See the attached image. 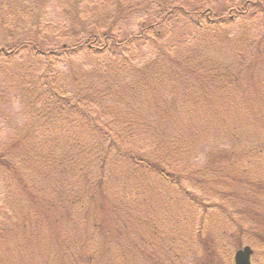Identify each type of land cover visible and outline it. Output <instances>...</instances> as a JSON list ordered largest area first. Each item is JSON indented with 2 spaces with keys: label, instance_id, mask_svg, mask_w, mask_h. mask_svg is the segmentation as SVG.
I'll use <instances>...</instances> for the list:
<instances>
[{
  "label": "trees",
  "instance_id": "trees-1",
  "mask_svg": "<svg viewBox=\"0 0 264 264\" xmlns=\"http://www.w3.org/2000/svg\"><path fill=\"white\" fill-rule=\"evenodd\" d=\"M225 2L226 5L203 1L186 6L173 0H113L114 10L86 22L78 14L83 9L81 1L69 0L65 19L74 32L79 31L78 36L83 35L82 39L76 35L72 40L45 35L42 41L34 34L17 37L4 29L0 34V111H4L3 103L14 92L31 117L0 149V191L6 189L12 211L6 216L0 209V216L12 223L9 231L0 228V246H10L9 237H15L9 264H18L27 254L31 261L25 264H34L35 256H42V264L82 261L84 258L73 257L71 241L68 243L66 238L72 232V219L85 224V228L91 224L102 236L97 253L108 255L97 259V264H135L141 256L147 264L157 263L155 256L141 253L143 248L135 257L130 251L136 244L133 234H140L138 239L149 238L139 232L152 223L143 218L142 209L147 212L155 208L149 199L141 205L136 192L145 181L138 177L148 180L155 176L167 187H175L189 202L195 196L184 181L200 189L206 186L213 195L220 192V185L231 191L235 185L244 187L254 203L264 197L261 174L248 175L249 168L243 162L251 156L252 167L264 171V0ZM70 8L75 13L68 16ZM133 16L142 19L137 31L121 35L118 23H126ZM182 20L190 23L194 33L201 31L198 34L207 36L213 31L221 32V43H233L227 39L236 41L238 37L236 47L229 56L212 58L201 50L206 40L184 49L183 42L163 46ZM236 25L242 33H228ZM4 27L1 21L0 29ZM188 41L190 44V38ZM145 46L151 49L148 53L152 62L138 63L136 49ZM80 55L93 60L86 70L72 64ZM17 57L19 62L15 61ZM163 57L169 64L162 61ZM65 62L68 65L64 70L60 64ZM234 88L238 89L243 112L238 122L231 118L223 122L219 114L229 111ZM148 94L155 100L148 101L150 108L156 107L154 120L137 109ZM193 115L201 125L203 144L195 142L198 134L190 125ZM47 135L50 136L46 138ZM181 136L187 141L183 142ZM146 137L156 143L143 142H148ZM169 138L184 147H171ZM36 150L39 154L34 156ZM198 151L205 154L202 165L190 161ZM39 173L45 177L39 184L42 194L32 190ZM129 173L132 176L126 175ZM110 181L117 202L109 196ZM120 187L133 192L132 201L123 197ZM19 195L27 203L21 226L16 216L13 221L14 207L23 210ZM120 203L132 208L126 220H118L119 214L115 213L114 221L123 222L125 248L123 239L110 225L98 227L106 210L113 211ZM172 207L170 198L160 203L162 214ZM252 211L251 217L262 216ZM28 222L29 228L34 223L42 233H26ZM69 224L66 235L62 234ZM127 224L132 225L131 229ZM200 229L201 217L196 235L193 228L188 231L201 240ZM155 237L154 230L149 241L152 243ZM34 239L43 243L41 252L36 253ZM113 243L123 250L112 249ZM171 246L169 242L168 251ZM93 262L94 259L90 263Z\"/></svg>",
  "mask_w": 264,
  "mask_h": 264
},
{
  "label": "rangeland",
  "instance_id": "rangeland-1",
  "mask_svg": "<svg viewBox=\"0 0 264 264\" xmlns=\"http://www.w3.org/2000/svg\"><path fill=\"white\" fill-rule=\"evenodd\" d=\"M69 0H0V23L4 21V28L0 29V34L10 33L12 36L17 37H33L39 39L47 36H53L57 38H63V40H72L75 35L82 39L81 36H78L79 31L74 32V27H69L70 24L67 20V6ZM81 6L83 9L78 12L80 17L89 22L90 18L99 17V15L105 14L110 10H114L113 0H80ZM128 1V0H121ZM136 1V0H132ZM177 1L179 4H197L202 3L203 1H207L209 3H222L226 5L225 1L233 2L236 0H173ZM117 2V1H116ZM68 16H71L75 13L71 8L69 9ZM67 16V17H68ZM140 16V15H138ZM72 18V17H71ZM140 18H136L135 16L130 17L126 23H118V30L121 35L124 36L125 32H136L138 29V24L141 21ZM180 26L176 30L175 34L172 33L167 39L166 43H163V46H171L179 44L183 49L187 45H196L201 44V41H208L207 44H203L201 46V50L207 51V53L214 58L215 57H226L229 56L230 53L236 47V41H238V37L236 41L233 38H228V41H233V43H221L223 42V34L221 32L213 31V34L210 35H201V31H197L194 33L190 29V23L188 21L182 20ZM227 28V27H226ZM67 29V30H66ZM228 33H242V29L240 26L236 25L231 28ZM60 35H62L60 37ZM66 35V37H63ZM190 38V44L188 39ZM202 39V40H201ZM180 40V41H179ZM200 42V43H199ZM152 45L148 44L147 46ZM141 47L136 49V58L138 59V63L145 62L151 63L152 61L149 58V51L151 50L149 47ZM154 52V51H153ZM161 57V56H160ZM160 57L157 59L160 61ZM15 61L19 62V57L15 59ZM163 62H167L168 60L165 57L162 58ZM42 62V60H41ZM93 60L85 57L83 55L78 56L72 62L75 64L74 67H79L81 70H86L91 66ZM136 62V61H134ZM68 63H61L60 67L67 69ZM173 65V63H172ZM84 67V68H82ZM264 77V75H262ZM237 88H234L230 93V96L233 98V101L229 107V111L224 112L223 114H219V118L224 122L228 121L230 118L233 122L239 121V116L243 112L240 109L238 102L242 103L240 99L237 98ZM251 97L254 99L255 94L251 93ZM147 99H143L141 101L140 108L141 111L144 112L147 116L153 119L155 115V109L150 108L149 103H154L155 100H151L150 94L146 96ZM255 100V99H254ZM154 101V102H153ZM260 103V101H257ZM21 105L20 100L17 95L13 92L10 93V97L7 98L6 102L3 103L4 111H0V149L14 136L15 129L18 127H22L25 125L27 121H30L31 117L28 113V109ZM209 116L217 118L218 114L209 113ZM231 122V121H230ZM217 124V122H216ZM190 125H192L196 133L198 134L197 140L195 141L197 145L203 144V137L201 135V125L197 122L193 115V119L190 121ZM50 135H47L48 138ZM183 142L187 141V138L184 136L180 137ZM147 141H143L145 143H156L155 141H150L148 137H146ZM171 147H184L182 145H176L175 139L169 138ZM45 140L41 142L44 144ZM202 149V148H201ZM29 153H26V156ZM34 156L39 154V151L36 150L33 152ZM173 158H168V160L172 161ZM190 161L196 164L197 162L201 165L205 162V154L202 151H198L197 154ZM197 161V162H196ZM243 162L248 166L249 173H257L261 174V180H264V171L254 169L252 167L251 156L243 159ZM255 162V161H254ZM240 172V171H238ZM245 172V171H244ZM235 174V172H233ZM242 173V171L240 172ZM245 174V173H243ZM124 175V174H123ZM132 176L131 173L126 174ZM43 173H39L34 178V184L32 190L36 192V194H42V191L39 188V184L44 180ZM138 180H144L145 183L140 185V192H136L140 198L141 205L144 204L146 199H149L151 202V206H155L153 209H142L141 214L143 218L147 217L151 220V224L147 223L144 225L139 232L144 234V236L148 235L149 238L146 239H138L140 234H133V237H136V244H132L131 253H133L135 257V253L140 254V249L143 248V254L147 255V252L151 256H155L157 259V263L153 264H233V256L237 249L243 247L244 245H249L253 252L251 257L252 264H264V197L254 203L253 197L246 194L244 187H238L233 185L235 189L228 190L227 188L223 189V186H218L219 195H213L208 192L206 186L201 187L190 185L186 181V186L188 187L189 192H191L192 196H195V200H190L189 202L186 198H183L181 193L175 187H167L163 182H161L155 176H149L148 180L143 179L142 177H138ZM231 180L230 178L228 181ZM233 181V180H232ZM109 183V182H108ZM209 186V184H206ZM252 185V183L250 184ZM3 185L1 183L0 188L2 189ZM118 191L122 192L127 200L132 201L134 198L133 192L124 187H120ZM231 188V187H230ZM251 188V186H250ZM264 188V185L262 186ZM216 189V188H215ZM6 189L0 191V209H2L3 214L8 216L11 214V200L7 198ZM109 196L113 201H118L115 196L114 186L112 181L109 183ZM139 193V194H138ZM3 197V198H2ZM170 198V202L173 204V207L167 214H162L160 211V203ZM18 200H22V209H15V215H13V221H16L21 226V218H23V211L27 210V203H25V198L23 195L17 196ZM110 207V206H109ZM232 209V211L230 210ZM255 209V212L261 214L262 216L251 217L252 213ZM132 208L128 207L124 203L118 204L115 210L109 211L106 210L104 214L106 217H103L104 221H100L98 227L103 224L110 225L113 232L117 237L123 239V248L127 245L126 238L123 237L125 234L123 230V222L117 221L115 222L116 214L118 220L123 218L126 220L128 218V212H131ZM242 211V212H241ZM116 213V214H115ZM103 214V215H104ZM193 215H195L193 217ZM200 217H201V229H200V239H197V236L194 237V233L196 235L197 228L200 226ZM28 220L26 217L24 218ZM256 219V220H255ZM123 220V221H124ZM140 221V220H138ZM11 222L7 221L4 217L0 216V228L6 229L9 231L11 229ZM131 229L132 225L127 224ZM70 226H66L62 234L66 235V229ZM72 232L70 235H66L68 243L71 241V249H73L72 254L75 259H82V261L78 260L77 264H97L99 261L103 259V256L108 255V253H97L101 250V245L103 243L102 236L98 233V230L94 227L91 228V224H87L85 228V224H80L79 222L75 223L72 219ZM193 228L190 232L189 229ZM25 232L29 233L30 236H34L35 232L37 234H41L39 226L32 225L29 228V222L27 223V227H25ZM156 231V237L153 239L152 243L149 241L152 233ZM123 233V234H121ZM138 233V231H137ZM27 237V235H26ZM19 238V237H18ZM34 238H39V236H35ZM17 239V238H16ZM33 239V238H32ZM15 240V237L10 236L8 243L10 246L1 247L0 246V264H9L10 254H11V246ZM35 240V239H34ZM190 240V242H188ZM142 241V244L139 242ZM36 253L41 252V246L43 243L41 241H36ZM107 242V241H106ZM169 242L172 243L171 250L168 251L167 245ZM191 245V248L189 246ZM27 246V244H26ZM112 249L116 251H122L123 248L118 247L116 244H111ZM207 249V250H205ZM95 252V253H94ZM79 253L84 254L81 258L75 256ZM88 255L92 256L91 260H87L86 257ZM21 261L18 260V264H25V261H31L30 255L24 256ZM172 258V259H171ZM94 259L93 263H90ZM143 257L139 258L140 261L135 264H147L145 260H142ZM15 260V258H14ZM111 260V259H110ZM214 260V261H213ZM42 264V256L37 258L35 256V263ZM151 264L150 262H148ZM26 264H29L26 262ZM61 264H63L61 262Z\"/></svg>",
  "mask_w": 264,
  "mask_h": 264
},
{
  "label": "water",
  "instance_id": "water-1",
  "mask_svg": "<svg viewBox=\"0 0 264 264\" xmlns=\"http://www.w3.org/2000/svg\"><path fill=\"white\" fill-rule=\"evenodd\" d=\"M251 249L248 246L238 250L235 253V264H251L250 263Z\"/></svg>",
  "mask_w": 264,
  "mask_h": 264
}]
</instances>
